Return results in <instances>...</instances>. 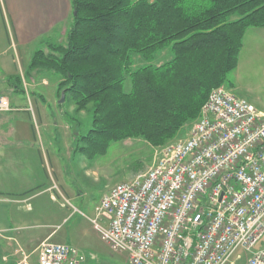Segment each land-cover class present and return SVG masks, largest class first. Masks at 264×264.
<instances>
[{
    "label": "trees",
    "instance_id": "16d2710c",
    "mask_svg": "<svg viewBox=\"0 0 264 264\" xmlns=\"http://www.w3.org/2000/svg\"><path fill=\"white\" fill-rule=\"evenodd\" d=\"M72 9L65 40L44 38L25 72L55 73L78 110L93 105L79 148L90 158L115 141L161 148L177 138L211 91L230 85L247 30L264 27V0H72Z\"/></svg>",
    "mask_w": 264,
    "mask_h": 264
},
{
    "label": "built area",
    "instance_id": "2783aa9c",
    "mask_svg": "<svg viewBox=\"0 0 264 264\" xmlns=\"http://www.w3.org/2000/svg\"><path fill=\"white\" fill-rule=\"evenodd\" d=\"M10 109L0 95V115ZM188 134L101 198L93 219L101 239L130 264H234L239 251L250 253L245 264H264V110L224 84ZM82 261L77 247L58 242L36 256V264ZM20 264L33 263L26 255Z\"/></svg>",
    "mask_w": 264,
    "mask_h": 264
},
{
    "label": "crops",
    "instance_id": "0c3cea01",
    "mask_svg": "<svg viewBox=\"0 0 264 264\" xmlns=\"http://www.w3.org/2000/svg\"><path fill=\"white\" fill-rule=\"evenodd\" d=\"M72 16V0H0V93L3 95L8 89L18 93L16 101L10 100L12 109L3 112L12 114L0 115V195L19 198L0 201V232L14 236L15 232L22 234L26 230L52 225L55 229L47 232L44 239L72 242L87 251L89 226L85 227L84 221L81 220L76 225L77 230L71 233L73 239L69 238L67 231L59 229L74 211L93 213L94 202L84 200L85 192L66 180V161H71L75 134H67L61 129L60 103L57 102L56 107L50 99L44 103L40 96L43 94L37 92L33 94L34 98H30L21 80L35 45L44 38L62 42L72 24ZM254 34L264 35V27L249 28L246 32L238 66L233 70L236 72L235 83L227 85L233 92L245 90L240 82L241 75L244 70H253L256 53L244 55L243 50L246 38ZM36 120L44 131H39L32 123ZM50 126L60 130L50 132ZM55 176L59 185L51 184ZM75 201L81 208L74 204ZM97 236L100 238V234ZM78 237L83 240L79 241Z\"/></svg>",
    "mask_w": 264,
    "mask_h": 264
},
{
    "label": "rangeland",
    "instance_id": "374dc122",
    "mask_svg": "<svg viewBox=\"0 0 264 264\" xmlns=\"http://www.w3.org/2000/svg\"><path fill=\"white\" fill-rule=\"evenodd\" d=\"M65 38L62 41H64ZM48 40L54 39L47 38V41ZM45 45L46 43L42 41L35 45V50L45 48ZM168 49L169 48L164 52L167 53L166 56H169L170 53V50ZM243 51L244 55L256 53V58L254 56L255 64L253 70H244L241 75L240 82L243 85L239 84L242 85L245 90L243 92H234V94L252 102L255 106L264 110V35L258 36L257 34H254L248 36L245 40V48ZM259 69L260 71H258ZM25 71L26 70L22 72L21 80L23 89H26L25 91L28 92L30 98H34L35 95L33 94L37 92L38 94H43L40 96H42L44 103H47L49 99L53 102L55 107L57 106V102L60 103L58 106L61 108L60 113L63 114V120L61 119L63 127L61 129L65 130L64 132L67 134H75L73 155L71 161H69V159L66 161L68 168L66 180L71 182L77 189H80V191L83 190L85 192L83 197L84 200L95 203L92 204L93 213L84 214V212L81 214L74 211L72 216L61 223L59 229L62 228V231H67L66 233L69 234V238L73 239L74 235L71 233L77 230L76 225L81 220L84 221L85 227L89 226V229L87 230L89 236L86 243L87 251H84L81 246H77L72 242L70 243L80 250L83 256V264H130L125 251H114L101 239V237L99 238L97 236L99 235V230L93 222V219L95 220L97 218V207L100 205L101 198L116 184L130 181L139 173L145 172L151 168L156 162L160 148L152 147L148 142L141 138H129L124 141L112 142L105 154H99L92 158L86 156L79 150L80 147L84 148L86 145L84 141L80 140V138L92 128L93 105L90 104L85 109L78 110L76 104L70 99L69 94L67 96L65 94L64 101L60 102L63 92L59 93L57 90L58 82L60 80L59 76L55 73L44 72L45 74L41 73L27 77ZM235 73V71H232L229 74L230 82L235 83ZM4 94H6V96L12 101L18 99V93H13L11 89L5 91ZM0 95L2 94L0 93ZM36 99L40 100L39 97ZM26 104L29 105V107L31 106L27 100ZM44 105L47 106V104ZM48 112H50V109H48ZM11 114L12 112L3 113L4 116H9ZM47 115L49 114L47 113ZM37 116L38 115H35V117ZM57 116L60 119L61 115L59 113ZM196 120L189 123L175 139L187 137ZM32 123L37 126L39 131H44V128H41V123L38 120H36V122L32 121ZM68 125L70 127H68ZM50 127V132H58L60 130L54 126ZM3 128H5V126H3ZM61 154H63V151ZM17 175L19 174L17 173ZM1 179L4 180L5 177ZM18 182L20 183L21 180H18ZM54 183L59 185V180L56 176L53 182L51 181V184ZM6 199L18 200L19 198L0 195V201L3 202L6 201ZM74 204L81 208L79 206L80 204L76 201ZM53 229H55V227L52 225L44 228H33L29 231H23L22 234L15 232L14 236L10 234L5 235L3 232H0V264H20V261L26 255L33 264H36L38 250L44 242L64 243L57 241L55 238L44 239L46 233ZM79 234L80 232L77 231L76 235L79 236ZM78 239L79 241L83 240L81 237H78ZM257 248H264V238L258 243ZM239 252L241 253L240 258L234 256L232 258L233 263L245 264L250 253L246 251Z\"/></svg>",
    "mask_w": 264,
    "mask_h": 264
},
{
    "label": "water",
    "instance_id": "95a60500",
    "mask_svg": "<svg viewBox=\"0 0 264 264\" xmlns=\"http://www.w3.org/2000/svg\"><path fill=\"white\" fill-rule=\"evenodd\" d=\"M64 99H65V93L63 92L62 93V98H61V101L60 102L64 101Z\"/></svg>",
    "mask_w": 264,
    "mask_h": 264
}]
</instances>
